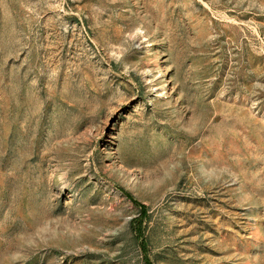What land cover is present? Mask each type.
I'll return each instance as SVG.
<instances>
[{"label":"rangeland","instance_id":"rangeland-1","mask_svg":"<svg viewBox=\"0 0 264 264\" xmlns=\"http://www.w3.org/2000/svg\"><path fill=\"white\" fill-rule=\"evenodd\" d=\"M0 264H264V0H0Z\"/></svg>","mask_w":264,"mask_h":264},{"label":"trees","instance_id":"trees-1","mask_svg":"<svg viewBox=\"0 0 264 264\" xmlns=\"http://www.w3.org/2000/svg\"><path fill=\"white\" fill-rule=\"evenodd\" d=\"M143 210H144V213H145V210H146V209H143ZM144 247H145V246H144Z\"/></svg>","mask_w":264,"mask_h":264}]
</instances>
